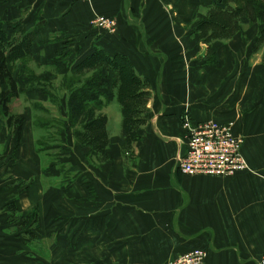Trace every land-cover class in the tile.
<instances>
[{
    "label": "crops",
    "instance_id": "1",
    "mask_svg": "<svg viewBox=\"0 0 264 264\" xmlns=\"http://www.w3.org/2000/svg\"><path fill=\"white\" fill-rule=\"evenodd\" d=\"M227 2L0 0L2 48L26 59L15 64L19 92L9 104L25 120L20 144L0 126V261H40L21 234L9 232L6 206L15 203L21 216L38 213L35 233L41 242L56 237L58 250L75 246L67 237L75 228L73 264H169L197 250L207 253L206 264H258L264 255V26L204 38L207 15ZM102 16L117 20L114 32L95 25ZM97 50L126 58L147 93L140 139L128 146L115 74L105 73V97L92 102L105 104L102 157L76 138L84 130L72 124L63 88ZM26 71L45 80L49 93L27 85ZM185 115L233 123L245 140L249 170L231 178L181 174ZM49 121L60 130L43 147ZM55 148L58 155L50 156Z\"/></svg>",
    "mask_w": 264,
    "mask_h": 264
},
{
    "label": "trees",
    "instance_id": "2",
    "mask_svg": "<svg viewBox=\"0 0 264 264\" xmlns=\"http://www.w3.org/2000/svg\"><path fill=\"white\" fill-rule=\"evenodd\" d=\"M233 4V6H229ZM210 19L205 22L200 29L206 38L208 33L212 35L230 36L243 30L242 28L260 24L264 26V0H228L226 8H216L211 11ZM0 37L5 36L0 29ZM214 33V34H213ZM261 39L264 40V29ZM206 42H210L209 40ZM4 43H0V126L6 124L9 131L19 138L25 124L22 117L13 115L10 111V101L18 95V83L15 79L18 62L25 63V57L7 56ZM19 48L14 49L15 51ZM115 74L114 87L117 90V98L122 106L124 118V136L127 145L130 146L140 138L137 134L139 126L144 124L139 115L144 112V99L147 93L142 90L143 81L135 74L134 69L128 60L123 57L111 58L104 51L97 52L78 66L70 77H66L63 82V88L69 93V118L74 126H81L83 132L76 133V138L82 145L90 147L93 154L98 157L105 155L107 146V137L105 134V118L96 113L102 112L104 102L99 100L92 103L97 95L105 97L101 90L105 87V73ZM26 71L22 74V79L30 87L37 91L48 92L45 80H38L34 75H29ZM94 77L89 81L84 78L88 74ZM54 124V122H53ZM46 126V125H45ZM49 126V127H48ZM52 128L51 122L46 126ZM10 212V226L16 228L19 234L24 233L25 239L29 242H40L38 235L34 230L38 229L39 215L33 214L29 217L21 216L18 213L15 203L6 206Z\"/></svg>",
    "mask_w": 264,
    "mask_h": 264
},
{
    "label": "built area",
    "instance_id": "3",
    "mask_svg": "<svg viewBox=\"0 0 264 264\" xmlns=\"http://www.w3.org/2000/svg\"><path fill=\"white\" fill-rule=\"evenodd\" d=\"M88 2L90 0H71ZM95 25L114 32L118 23L115 18L98 17ZM187 152L179 158L178 168L187 177L231 178L249 170L243 154L244 138L235 133L233 123L196 122L189 115L183 117ZM207 253L192 251L169 264H206ZM258 264H264V255Z\"/></svg>",
    "mask_w": 264,
    "mask_h": 264
},
{
    "label": "rangeland",
    "instance_id": "4",
    "mask_svg": "<svg viewBox=\"0 0 264 264\" xmlns=\"http://www.w3.org/2000/svg\"><path fill=\"white\" fill-rule=\"evenodd\" d=\"M161 1V0H160ZM211 13H209L206 17L207 20L210 19V15ZM249 27H244L242 28L243 30L247 29ZM214 34V33H213ZM264 47H261V54L264 55ZM264 61V57L263 59H261ZM94 75L91 73V74H88L87 77L84 78L85 81H89L91 78H93ZM55 112L54 113H57L56 109L54 108ZM102 112L100 113H96V115L98 117H100V115ZM51 126H53L50 130H49V133L48 136L42 146L43 147H48L49 144H51V139L55 138L54 135H57V131L60 130V124L58 125L57 123H54L51 122ZM59 153V149L58 148H55L54 150L50 151V156H55L56 154L58 155ZM75 176V175H74ZM60 186H62L60 183H59ZM64 187V186H63ZM72 195H74V193H71ZM10 214V212H9ZM10 223V222H9ZM74 230L75 228H73V231L71 232V234H68L67 237L69 238H73V241H72V246H73V242L75 241V246L70 249H65L62 250V249H56L54 247V245L56 244V241L58 242V239L56 237H52L50 238L47 242L44 241V242H38V241H35V242H29V238H27L26 240L28 241L27 242V246H28V249H30V251L33 253V257L34 258H40V261H0V264H44L45 262H48V261H51V262H54V264H58L59 262L62 264L63 262H65V264H73V261H77V233H74ZM10 233H16L18 234V232H16V228L14 226L11 227V229L9 230ZM21 237H24V233L21 234ZM59 261V262H57ZM71 261V262H70ZM50 262V263H51Z\"/></svg>",
    "mask_w": 264,
    "mask_h": 264
}]
</instances>
